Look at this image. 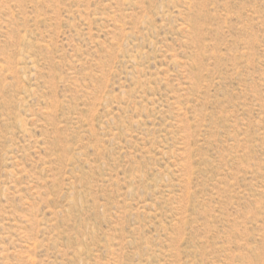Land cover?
I'll list each match as a JSON object with an SVG mask.
<instances>
[{
  "label": "rangeland",
  "instance_id": "374dc122",
  "mask_svg": "<svg viewBox=\"0 0 264 264\" xmlns=\"http://www.w3.org/2000/svg\"><path fill=\"white\" fill-rule=\"evenodd\" d=\"M0 264H264V0H0Z\"/></svg>",
  "mask_w": 264,
  "mask_h": 264
}]
</instances>
